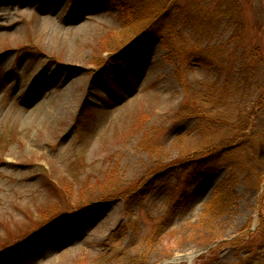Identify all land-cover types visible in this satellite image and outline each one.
<instances>
[{
  "label": "rangeland",
  "instance_id": "1",
  "mask_svg": "<svg viewBox=\"0 0 264 264\" xmlns=\"http://www.w3.org/2000/svg\"><path fill=\"white\" fill-rule=\"evenodd\" d=\"M193 1L223 18L172 52L165 33L135 39L111 0H0V264H264V173L240 161L216 216L231 163L190 191L172 171L212 140L183 111L194 96L264 93V0ZM116 190H135L130 210Z\"/></svg>",
  "mask_w": 264,
  "mask_h": 264
},
{
  "label": "trees",
  "instance_id": "2",
  "mask_svg": "<svg viewBox=\"0 0 264 264\" xmlns=\"http://www.w3.org/2000/svg\"><path fill=\"white\" fill-rule=\"evenodd\" d=\"M156 2L159 4L158 7L151 6ZM190 2L191 4L186 5L182 0H153L152 2L146 0L143 3L135 2V0H111V5L118 10L123 27L140 25L141 28L137 29L135 39L139 41L152 37V35L165 33V36H162L164 44L168 47V51L170 49L174 52L175 35L180 37L186 28H194V30L204 33L212 20L223 18L224 15L223 10L222 12L218 11L219 8L213 14L206 11L208 5H205L203 1L190 0ZM186 6L191 10L187 11ZM199 6L202 7L198 9ZM171 30L173 31L171 32ZM179 49V54L184 55L185 60L189 59L188 56L193 55L189 49L185 50L181 47ZM249 72L250 68L247 70V73ZM209 87L212 90H203L201 94L192 98L198 100V108L193 109L186 103L183 110L193 113L208 128L209 137H212V140L209 141V145L205 149L207 153L200 158L195 157L174 166L172 171L176 169L175 173H181L182 177L185 176L183 189L190 191L201 181V170L215 172L218 163H231V174L216 187L213 196L206 204L205 214L219 216L229 212L235 203L236 192L231 195L230 188L233 187L232 179L235 174L245 168V164L241 163L243 160L252 161L249 162V169L258 173L260 183L263 182L264 127L259 129V124L264 122V93L260 92L254 100L246 102L244 97L235 96V91L232 88L219 90L212 85ZM232 98L234 103L231 105ZM248 103L251 104L246 105ZM230 105L235 107H230ZM110 195L123 197L126 210H130L136 193L135 190L131 192L116 190ZM261 230V234L264 235V215ZM128 264L143 263L138 256L131 258Z\"/></svg>",
  "mask_w": 264,
  "mask_h": 264
},
{
  "label": "bare ground",
  "instance_id": "3",
  "mask_svg": "<svg viewBox=\"0 0 264 264\" xmlns=\"http://www.w3.org/2000/svg\"><path fill=\"white\" fill-rule=\"evenodd\" d=\"M195 255H196V254H192V255H190V256H189V259L192 260L193 257H194Z\"/></svg>",
  "mask_w": 264,
  "mask_h": 264
}]
</instances>
